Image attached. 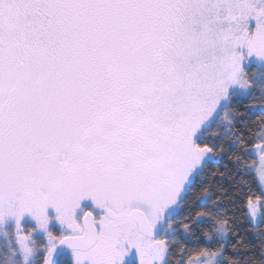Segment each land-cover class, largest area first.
<instances>
[{"label": "snow or ice", "instance_id": "obj_1", "mask_svg": "<svg viewBox=\"0 0 264 264\" xmlns=\"http://www.w3.org/2000/svg\"><path fill=\"white\" fill-rule=\"evenodd\" d=\"M0 264H264V0H0Z\"/></svg>", "mask_w": 264, "mask_h": 264}]
</instances>
